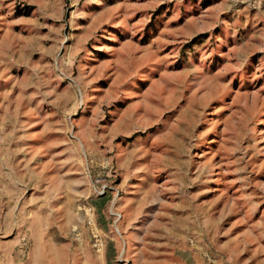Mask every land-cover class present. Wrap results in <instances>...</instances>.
Returning a JSON list of instances; mask_svg holds the SVG:
<instances>
[{
	"label": "rangeland",
	"instance_id": "rangeland-1",
	"mask_svg": "<svg viewBox=\"0 0 264 264\" xmlns=\"http://www.w3.org/2000/svg\"><path fill=\"white\" fill-rule=\"evenodd\" d=\"M0 264H264V0H0Z\"/></svg>",
	"mask_w": 264,
	"mask_h": 264
}]
</instances>
